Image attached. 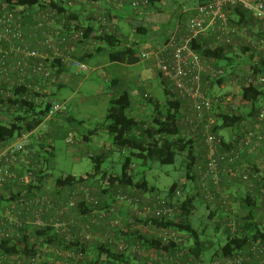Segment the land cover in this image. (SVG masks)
Instances as JSON below:
<instances>
[{
  "label": "built area",
  "instance_id": "obj_1",
  "mask_svg": "<svg viewBox=\"0 0 264 264\" xmlns=\"http://www.w3.org/2000/svg\"><path fill=\"white\" fill-rule=\"evenodd\" d=\"M50 1L59 0H39L38 4L30 8L0 6V100H27L46 111L41 124L32 131H26L17 139L0 145V188L17 184L32 189L39 185V178L33 173L32 167L34 153L28 147L32 137L42 140L50 131L52 122L68 114L67 102L54 96L55 90L69 85L73 74L76 78L80 76V79H87L95 69L83 58L94 54L102 46L99 41L101 36L119 30L111 12L102 3L121 9L129 2L137 10L142 6L148 8L150 2L91 0L89 5L95 11V25L86 38V26L74 28L77 23L70 19V12L61 14ZM76 2L81 6L85 1L63 0L61 3L68 8L67 5L72 6ZM228 7H241L254 21L264 25V0H213L199 4L184 22L179 20L160 34L155 32L154 39H150L155 41L153 45L141 43V38L129 42L146 47L139 52L140 63L153 64L171 82L178 97L189 103L184 116L185 124L191 136L201 135L205 140V165L198 172L199 188L205 199L213 202L219 196V201L226 205L230 197L221 191L227 185L239 183L245 186L246 193L261 207L257 215L264 222V110L256 116L255 128L243 123L238 128L241 134L236 136L229 149L223 151L222 140L213 133L218 124L214 106L220 105V114L236 111L237 106L230 95L212 98L204 91V78L215 80L227 74L191 47L193 42L203 38L211 40L214 48L223 44L233 45L241 36L255 50L264 51V38L257 40L246 27L232 24L226 11ZM27 19L32 21L30 28L26 24ZM55 62L63 65L61 73L53 66ZM228 84L235 88L241 84L263 85L264 76L238 74ZM22 88L26 93L13 92ZM15 109L13 106L11 113L0 111V123L10 126L13 121L11 114ZM66 142L75 143L73 131L69 132ZM246 157L252 158L253 163L246 162ZM181 194L178 192L174 197L180 198ZM80 195L91 211L86 219L88 221L81 223L74 218L64 219L67 212L75 209ZM117 199L118 204L110 203L107 210H99V200L90 188L83 185L65 192L61 209L52 203L49 196L38 190H34L31 196L22 195L5 202L0 199V242L30 237L36 230L47 231L64 239L61 246L45 245L37 256L7 254L0 250V264H82L85 259L82 246L88 243L109 244L119 252L130 253L140 260L145 258L140 244L128 242L127 239L115 240L113 232L101 236L94 234V229L109 214L112 230L122 233L141 231L164 245L174 247L171 251L152 255V264H248L254 259L261 261L264 255V247L256 245L232 256L220 254L206 263L194 260L186 262L188 247L184 234L175 228L153 229L151 226L153 220H170L179 213L172 198L155 192L143 197L119 192ZM120 208L129 210L128 217L120 214ZM228 226L234 227V223ZM146 264L149 262L146 261Z\"/></svg>",
  "mask_w": 264,
  "mask_h": 264
},
{
  "label": "trees",
  "instance_id": "obj_2",
  "mask_svg": "<svg viewBox=\"0 0 264 264\" xmlns=\"http://www.w3.org/2000/svg\"><path fill=\"white\" fill-rule=\"evenodd\" d=\"M213 0H199V4L208 3ZM50 1L53 7L59 9L62 13L70 12L71 20L75 21L77 25L74 28H82L86 25L85 31L86 38L93 31L95 25V15L92 13L83 21V14L76 15V9L80 8L79 3H75L68 8L61 3ZM162 2V0H150L149 7H153L154 3ZM39 3V0H0V6L2 8H16V7H33ZM227 13L230 21L234 25L239 27H246L249 29L250 34L257 37V39L264 38V25L259 23L263 29L258 33L251 32L257 26L251 23V15L242 9L241 7H228ZM236 18V19H235ZM256 22V21H255ZM258 23V22H257ZM26 24L29 28L32 24L31 19H27ZM251 28V29H250ZM145 27L138 24L136 26L137 33L146 34ZM30 32V30H28ZM100 43L105 45L104 48H99L94 54L87 55L83 58L84 61L90 62V58L97 53L108 54L109 61L119 63L138 64L139 52L141 48L136 43L130 44L125 40V35L121 30L114 34L103 35L99 38ZM211 40L203 38L199 41L191 44L192 50L196 51L201 57L208 60L214 66L224 69L226 76L219 79L204 78V91L212 98L218 97V95L212 96L211 90L207 88H213L214 86L225 87L230 80L238 75L243 74L247 66L249 71L246 75L252 76H264V51H257L253 48V45H249L245 42L244 45L236 46L223 44L218 48L211 46ZM127 43V44H126ZM226 62L224 66L220 63ZM57 72L63 71V65L55 62ZM230 70V71H229ZM160 79V85L164 90L165 100H159L155 97H145V108L150 110L149 121L145 122L143 119L133 114L134 100L131 93L125 89L116 88V81H111L108 85L114 92L117 91V95L111 100L110 106L106 114V122L103 126L104 131L107 133L106 147L114 146L123 154V167L120 174H111L103 171L102 164L106 158L105 153H98L90 155L91 160L94 163V171L91 174H85L82 177H75L72 175L64 174L57 179H54L47 167L48 159H51L54 155V146L52 140L56 137L66 140L68 134L72 130H65L64 128L50 131L43 138L39 144L34 141L38 139L32 137V143L28 148L33 151L34 158L32 160L33 173L39 178V185L33 188H24L25 185L12 184L8 187L0 188V199L5 202L12 200L19 196H31L34 194V190H38L40 193L50 197L52 203L56 205L58 209H61V202L64 200V194L67 190L77 188L80 185L90 188L93 191V195L99 200V210H107L110 203L118 204L117 196L119 192L128 194L134 197H143L155 192L154 188H150L146 179L143 178L136 181L138 174H133L134 160L140 161L142 165H147L150 160H157L162 165H171L176 162L178 155H183L182 165L187 169L186 180L193 182L192 186H196L194 191L186 192L185 188L180 189L177 184H174L169 189L168 198H172L174 205L178 209L176 214L170 220L157 219L153 220L151 225L153 229L169 227L178 229V231L184 234L186 243H188V253L186 259L194 260L201 263H206L214 259V257L223 254L224 256H232L240 251L247 250L253 246L259 245L264 247V222L260 215H257V210H260V206L255 200L252 199L248 193L243 195L232 196L226 205L220 203V208L225 209L223 211L226 222L224 225L226 229L221 228L218 223L215 227V237L226 235V241L224 244L214 245L210 236L206 233V230L200 231L196 229L191 223V217L195 211L196 196H200V177L199 168L205 165V151L203 162L201 163L197 157V144L196 142L203 143L205 147V140L201 135L191 136L190 130L185 124L184 116L189 108V103L185 100H181L173 85L169 80L163 77L161 73L158 74ZM225 85V86H224ZM229 85V84H228ZM231 86V85H230ZM62 88L55 90L54 96L57 97V93ZM14 93L22 92L26 93L25 89H15ZM237 96L241 100L242 107L228 114L219 113V104L214 107V115L218 120L217 126L213 129V133L216 134L222 140L223 151L229 149L233 145L225 147L227 139L225 133L230 134V131L235 135V129L247 124V127L254 129V123L256 116L261 110H264V106L260 107V104L264 102V84H241L236 87ZM221 96V95H219ZM224 96V95H223ZM15 106L14 112L11 114L13 121L10 126L4 123H0V145H4L10 140L17 139L26 131H32L35 127L41 124L45 117L46 111L41 109V106L36 103H31L27 100H0V111L5 113H11V109ZM224 132V133H222ZM51 134V135H50ZM98 129H94L88 133L85 137L86 142L93 141L98 136ZM222 134V135H221ZM241 134V132H240ZM196 141V142H195ZM226 141V142H225ZM110 143V144H109ZM246 162L253 163L252 158H244ZM23 171H21L22 173ZM20 173V172H19ZM101 175V179H97ZM52 181V185H50ZM241 184H239L240 186ZM233 185H227L225 188H230ZM243 186V185H242ZM245 188V187H244ZM242 187L243 190H246ZM181 192V197H174L176 193ZM202 195V194H201ZM226 195V194H225ZM219 197V196H218ZM218 197L216 199H218ZM207 201V200H206ZM237 205V213L233 211L232 204ZM217 206L218 202H215ZM208 209H210V218L214 220L216 218V210H211L212 204L207 201ZM232 212V215L230 214ZM71 213V214H70ZM260 213V212H259ZM74 214H83L86 219L91 214L89 207L84 201L82 195L77 200L75 209L67 212L64 215V219L70 220ZM108 224L111 215L108 217ZM88 220L85 221V223ZM234 223L233 226L228 224ZM99 228V227H98ZM96 233L94 229V234ZM113 235H116L115 240L127 239L128 242L140 244L144 252H163L171 251L174 247L172 245H164L152 235L144 234L141 231L131 232H117L114 230ZM32 238V239H31ZM64 239L58 235H52L50 232L36 230L32 232L31 236H23L21 239L14 241L0 242V250L7 254H23L27 256L36 255L41 251L45 245H63ZM76 245V244H74ZM215 248L214 253L210 257H205V254L211 248ZM85 259L82 264H133L132 262L138 261L143 264L146 259L141 260L132 256L130 253L119 252L115 246L109 244L88 243L82 246ZM93 256L96 258H93ZM90 258H93L90 260ZM95 259V260H94ZM205 259V260H204ZM209 259V260H206ZM94 260V261H93ZM150 262V261H148ZM185 262V263H186ZM248 264H264V255L261 261L253 260Z\"/></svg>",
  "mask_w": 264,
  "mask_h": 264
},
{
  "label": "rangeland",
  "instance_id": "obj_3",
  "mask_svg": "<svg viewBox=\"0 0 264 264\" xmlns=\"http://www.w3.org/2000/svg\"><path fill=\"white\" fill-rule=\"evenodd\" d=\"M198 5L199 0H163L162 2L154 3L152 8L154 10L152 12L153 14L147 16L146 13L143 12L146 11V7L142 6L135 10L131 3L127 2L117 11H120L118 17L122 18L126 16L129 19H133L135 23H132L133 26L142 23L147 26L150 31L158 32L167 29L179 20L184 22L189 13ZM89 8L92 7L89 6ZM120 21L123 31L128 33L127 37L133 36L135 34L133 26L125 23L123 20ZM258 27L260 26L256 27L257 30L259 29ZM106 63V59L103 60V64L106 65ZM225 63L224 61L220 63V65L224 66ZM135 65L136 66L127 69V74L122 78L123 87L121 89L129 91L135 101L142 100V102H144L145 98L143 96L146 93H150L155 96V98L157 97V99L164 101L165 94L160 85V79L157 77V73L154 74L153 71L148 70L146 66L147 63H138ZM249 70L247 66L242 73L244 74ZM108 71L116 74L123 71V66L113 65L108 68ZM207 88L211 90L212 96L218 95L219 92H226L227 96H232L234 104L238 106L239 109L243 108L234 86L227 84L224 88L218 86H214L212 89L207 86ZM109 89L110 87L106 81L93 73V75L89 79L87 78V81L79 87L78 93L74 94L77 88L75 87V89H72V86H68L57 93L58 99L66 102L68 101V108L75 120L72 122L71 126L74 128L72 130L74 131L75 143L68 144L66 140L60 137H56L52 140L54 155L51 159H48L47 167L54 179L64 174L72 175L77 178L85 174H91L94 171V163L90 155L100 152L107 154L101 169L111 174L121 173L123 167V154L114 146H105L108 137L103 126L106 122L107 110L113 97V94H108ZM114 95H117V91H115ZM261 106H264V102L260 104V107ZM94 129H98L99 136L96 138L101 140L98 146L94 141L96 138L91 142H85L83 137L79 134V131L89 133ZM200 149L201 148L197 146V153L200 152ZM184 156H186V154L178 155L176 162L171 165H162L157 162V160H150L148 164L144 166L140 161L134 160L136 166L133 167V174H138L136 181L141 180L144 176L149 187L154 188L155 193L161 196H168L169 189L174 184H177L180 189L185 188L187 193L194 191L192 188L193 182L186 180L187 169L185 165L183 166L181 164ZM97 179H101V175H99ZM50 184L52 185V181H50ZM194 185L196 186V183ZM199 190L202 195L196 196V208L191 217V223L200 231L206 230V233L210 236L214 245L224 244L226 235L215 237V227L216 223L219 222L218 225L226 229L224 225L226 217L223 213L225 209L219 207L221 203L219 199L210 202L212 204L211 210H216V218H214V220L211 219V211L208 209L205 196L200 188ZM224 191L225 190H222L221 192L224 193ZM239 192L240 195L245 194V190L243 189ZM215 202H218L219 205L217 206ZM230 203L233 204L234 201ZM233 211L235 213L234 209ZM230 214L232 215V212H230ZM186 246L188 247V243H186ZM214 251L215 248L212 247L208 253L205 254V257H210ZM149 254L155 256L154 252H149ZM145 256L146 253H144V257ZM152 263L150 259L149 264ZM172 264L174 263L172 262Z\"/></svg>",
  "mask_w": 264,
  "mask_h": 264
},
{
  "label": "crops",
  "instance_id": "obj_4",
  "mask_svg": "<svg viewBox=\"0 0 264 264\" xmlns=\"http://www.w3.org/2000/svg\"><path fill=\"white\" fill-rule=\"evenodd\" d=\"M85 2L81 5V7L80 8H78V9H76V15H79V14H83V21L85 20V19H87V17L88 16H90L91 14H92V9L91 8H89V2L91 1V0H84ZM163 1V0H162ZM104 3V4H103ZM102 3V6L104 7V8H106V9H108L110 12H111V14H112V16H113V22H115L117 25H118V27H119V31L121 30V32H122V34H124L125 35V40H127L128 42L131 40V39H134V38H141L140 39V41H141V43H145V42H147L148 43V45L149 46H151V45H153L154 44V40H150V39H154V36H155V31H150V29L147 27V26H145V25H143L142 23H138L140 26H142V27H145L146 29V34H142V33H137V31H136V26H138V24H136L135 26H133L132 25V23H134V20L133 19H129L128 17H126V16H123L122 18H120V17H118V14H119V12L120 11H117V10H120V9H116V8H114L112 5H110V4H107V3H105V2H103ZM153 7H148V8H146V11H143L144 13H146V15L148 16V15H152L153 13V9H152ZM93 13H95V11H93ZM236 19V18H235ZM120 20H123L125 23H128L129 25H131V26H133V28H134V30H135V34L133 35V36H130V37H127L128 36V33H126L125 31H123V27H122V24H121V21ZM251 21V23H253V24H255L256 26L257 25H260L259 23H257V22H255L254 20H253V18H252V20H250ZM75 22V21H74ZM135 24V23H134ZM82 26H86L85 25V23H84V25H82ZM238 26V25H237ZM169 28V27H168ZM259 29L257 30L256 28L254 29V30H252L251 32H255V33H258L257 35L259 36L260 35V33H259V31H261L262 30V27H258ZM260 28H261V30H260ZM251 29V28H250ZM125 32V33H124ZM160 33H162L161 31H158L156 34H160ZM262 35H263V33H261ZM262 35H260V36H262ZM251 36H252V34H251ZM254 38H256L257 39V37H255L254 36ZM258 40V39H257ZM245 40H244V38L243 37H241V36H239V38H238V40L236 41V46H241V45H244L245 44ZM130 43V42H129ZM127 44V43H126ZM130 44H132V43H130ZM105 47V45H102L101 46V48H104ZM106 59V65H104L103 64V60H105ZM108 60V61H107ZM140 63V62H139ZM89 65H90V67H92V68H94L95 69V71L93 72L94 74H96L97 76H99L100 78H103L105 81H106V83L107 84H109L111 81H114V80H117L116 82V88H120V87H123V79L122 78H124V76L127 74V69H129V68H131V67H134V66H136L135 64H129V63H119V62H113V61H109V59H108V54H106V53H102V52H100V53H97V54H95L93 57H91L90 58V62H89ZM113 65H122L123 66V71H121V72H118V73H116V74H114V73H112V72H110V71H108V68L110 67V66H113ZM147 68H148V70H150V71H153V73L154 74H156L157 73V75L159 74V72L157 71V69L155 68V66L153 65V64H149V63H147ZM93 73H91L90 75L92 76L93 75ZM91 76H89L88 77V79L91 77ZM158 77V76H157ZM85 81H87V79H80V76L79 77H75V75L73 74V76H72V79L70 80V82H69V85H67L66 87H68V86H72V89H75V87L77 88V91L76 92H74V94H76V93H78L79 92V87H81L83 84H84V82ZM65 87V88H66ZM64 88H62L59 92H61L62 90H63ZM114 90H115V88L114 89H109L108 90V94H110V95H112L113 94V97H112V99L115 97V92H114ZM145 95H148L149 97H155V96H153V95H151L150 93H146V94H144V96ZM219 95H221V96H223V95H226V92H219V94H218V96ZM143 96V97H144ZM145 98V97H144ZM157 98V97H156ZM111 99V100H112ZM134 100V99H133ZM134 102V104H133V107H134V111H133V114H136V110H138V114H136V115H138V116H140L142 119H143V121H149V114H150V110L149 109H147V108H145V104H144V102H142V100H137V101H133ZM67 103H68V101H67ZM75 120H74V118H73V116H72V114H71V112H70V110H69V108H68V114L66 115V116H59L58 118H56V120L55 121H53L52 122V131H57L56 129H60V128H64L65 130L67 129H69V130H72V129H74L73 127H71L72 126V122H74ZM73 131V130H72ZM77 131H79V130H77ZM74 132V131H73ZM240 133V131L239 130H236L235 129V135L233 136L232 134V132L230 131V134H228V133H225L224 135H225V137H226V139H227V143L228 144H226L225 145V147H227V146H229V145H231L232 144V142L233 141H235V138H236V136L238 135ZM79 134L83 137V139H84V141L86 140L85 139V137H86V135H88V133H85L84 131H79ZM51 135V134H50ZM227 135H229V136H227ZM99 136V135H98ZM97 136V137H98ZM40 141L41 140H37V141H34L36 144H39L40 143ZM95 141V144L98 146L99 144H100V142H101V140L100 139H95L94 140ZM86 142V141H85ZM196 142V141H195ZM226 142V141H225ZM197 144H195L196 146H198L199 148H201L200 149V152L199 153H197V157L199 158V160H200V162L202 163L203 162V157H204V151H205V147H204V144L203 143H199V141L198 142H196ZM234 143V142H233ZM106 144V143H105ZM145 178V177H144ZM51 185V184H50ZM242 187L244 188L245 186L243 185H240L239 186V183H234L233 184V186L232 187H230V188H224L223 190H225L224 191V195L226 194V195H232L233 197L234 196H236V195H240V190H242ZM192 188H195V186H192ZM245 189V188H244ZM232 206H233V209L236 211V213H237V205L236 204H232ZM71 214V213H70ZM120 214H123V215H125V217H128V215L130 214V212H129V210L127 209V208H120ZM73 218L74 219H76L77 221H79V222H81V223H85V221H86V217L83 215V214H74L73 215ZM99 227V228H98ZM95 231H96V233H95V235L96 236H101V235H104V234H106L107 232H113L114 230H112V228L110 227V225L108 224V219L107 218H105L104 220H102V222L100 223V225L99 226H97L96 228H95ZM116 232H117V235L119 234V231L118 230H115ZM116 236V235H115ZM151 252V251H150ZM146 253V259H145V261H143L144 263L143 264H146V261H149L150 260V257L152 256V255H150L149 254V252L148 251H146L145 252ZM157 252H154V254H155V256L157 255L156 254ZM211 256V255H210ZM93 258H95L94 256H93ZM211 258V257H210ZM92 258H90V260H91ZM96 259V258H95ZM94 259V260H95ZM93 260V261H94ZM205 260V259H204ZM206 260H209V259H206ZM133 264H141L140 262H139V260L136 262H132Z\"/></svg>",
  "mask_w": 264,
  "mask_h": 264
}]
</instances>
